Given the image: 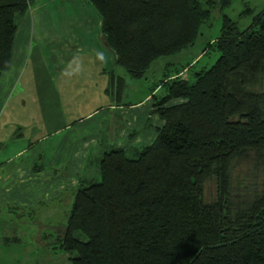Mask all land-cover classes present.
I'll return each instance as SVG.
<instances>
[{"label": "trees", "instance_id": "1", "mask_svg": "<svg viewBox=\"0 0 264 264\" xmlns=\"http://www.w3.org/2000/svg\"><path fill=\"white\" fill-rule=\"evenodd\" d=\"M31 1L0 0V77ZM231 1L87 0L114 56L105 91L120 99L118 67L143 78L155 60L192 47L211 13ZM222 17L208 42L219 53L211 66L181 65L150 88L151 113L163 121L154 140L109 146L94 162L99 177L79 179L59 239L75 253L71 264H264V6L244 28ZM242 158L260 171L246 196L232 185ZM210 179L216 192L207 200Z\"/></svg>", "mask_w": 264, "mask_h": 264}, {"label": "crops", "instance_id": "2", "mask_svg": "<svg viewBox=\"0 0 264 264\" xmlns=\"http://www.w3.org/2000/svg\"><path fill=\"white\" fill-rule=\"evenodd\" d=\"M47 1L32 3L40 9ZM95 23L97 28L92 29V35L89 30L86 35L79 32V38L75 34L71 37L74 42L70 44L65 38L64 47H60L63 51L69 46L79 51L86 49L81 56L83 61L67 65L66 57H59V66L52 68L46 63L39 75L32 69L30 75L38 76L33 78V94L28 98L21 96L22 89L14 98L15 104L8 106L10 111L0 109V207L6 203L24 208L40 203L51 207L57 204L59 193L69 189L74 193L79 179L92 178L91 167L103 150L111 145L138 147L147 141L151 143L156 132L153 128L141 129L147 119L154 122V127L162 126L163 121L151 114L153 106L148 95L133 105L120 104L105 91L108 72L115 67L114 56L99 40L98 17ZM16 80L13 74L4 89L0 87L1 101ZM26 101L30 103L27 108ZM110 101L114 104L110 105ZM102 103L113 113L105 112ZM58 123L63 125L52 129ZM48 127L54 138L59 137L55 142H47ZM17 129L19 133L15 132ZM137 129L140 132L129 142V135ZM35 162L42 167L38 171L33 169Z\"/></svg>", "mask_w": 264, "mask_h": 264}, {"label": "rangeland", "instance_id": "3", "mask_svg": "<svg viewBox=\"0 0 264 264\" xmlns=\"http://www.w3.org/2000/svg\"><path fill=\"white\" fill-rule=\"evenodd\" d=\"M32 1L27 12L19 20L14 37L11 66L6 71L7 74L4 72L3 79L5 80L0 85L4 89L5 83L15 74L17 78L15 84L8 91L6 99L0 100V109L3 111H10L8 106L11 103L15 104L14 98L22 89L24 94H20L21 96L24 95L28 98L33 94V78L38 76L30 75L32 69L37 70L38 73V71H42L41 68L46 63L50 64L52 68L55 64L59 66V57L61 59L66 57L69 61L67 65L83 61L84 58L81 56L84 57L86 49L83 48L82 51H79L75 47L69 46L67 51H63L61 49L64 47L63 42L65 38L69 43L74 42L71 37H74L75 34L79 38V32L85 34L90 31L92 35V29L97 28L95 18L98 15L87 0H55L54 3L48 0L40 9ZM263 6L264 0H232L222 9L217 8L218 14L211 13L192 47L179 54L155 60L141 79L130 78L124 69L118 67L116 73L124 77L125 88L120 99L115 101L114 97L113 100L115 103L128 104L144 100L145 95L150 98V88L155 83H159L164 75L175 73V70L180 69L181 65L191 64L192 71L211 66L219 53L214 48L208 47V42L214 40L219 34L223 21L222 15H227L241 28H244L249 25L254 13ZM248 8L252 9L253 13L245 12ZM84 17H88V19L86 20ZM31 80L32 82H30ZM148 102L152 106L153 101ZM102 104V109L105 112L113 113L106 103ZM109 104L114 103L110 101ZM24 105L27 108L30 103L26 101ZM57 120L68 121V119ZM147 122L150 121L147 119ZM56 125L61 126L63 123L55 124L52 129ZM154 126L155 124L152 122L149 128H153L155 131ZM47 130V142L58 140L59 137L54 138L55 135L50 134L49 127ZM15 132L19 133V129ZM148 144H150L149 141L138 147ZM37 162L41 164L39 160ZM45 167L48 168L49 165H45ZM91 168L94 170L95 178L99 177L95 166ZM259 183L260 171L255 161L251 158L235 161L232 169L234 192H238L241 196L249 195L254 189H258ZM215 190L214 179L208 180L205 184L207 200L214 199ZM73 194L70 189L59 193L56 199L57 204L51 207H46L44 203L30 208L17 207L9 203L1 206L0 264H71L70 258L75 256V253L66 252L60 246L59 239L66 227ZM76 237L85 240L81 233H77Z\"/></svg>", "mask_w": 264, "mask_h": 264}]
</instances>
